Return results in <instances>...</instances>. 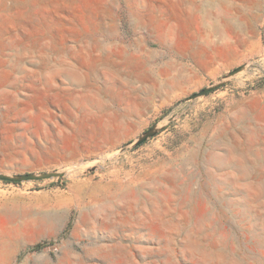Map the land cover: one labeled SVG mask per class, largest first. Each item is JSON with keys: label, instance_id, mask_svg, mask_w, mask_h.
I'll use <instances>...</instances> for the list:
<instances>
[{"label": "rangeland", "instance_id": "374dc122", "mask_svg": "<svg viewBox=\"0 0 264 264\" xmlns=\"http://www.w3.org/2000/svg\"><path fill=\"white\" fill-rule=\"evenodd\" d=\"M0 174V264H264V0H0Z\"/></svg>", "mask_w": 264, "mask_h": 264}, {"label": "water", "instance_id": "95a60500", "mask_svg": "<svg viewBox=\"0 0 264 264\" xmlns=\"http://www.w3.org/2000/svg\"><path fill=\"white\" fill-rule=\"evenodd\" d=\"M210 90V88H204L196 93H194L192 95V97H196L202 94H205L206 92H208ZM145 137L141 138L139 140L142 141ZM52 174H44L43 176H51ZM39 176L33 175V174H24V175H19V176H7L4 174H0V179H5V180H12V181H19V180H28V179H35L38 178Z\"/></svg>", "mask_w": 264, "mask_h": 264}, {"label": "bare ground", "instance_id": "6f19581e", "mask_svg": "<svg viewBox=\"0 0 264 264\" xmlns=\"http://www.w3.org/2000/svg\"><path fill=\"white\" fill-rule=\"evenodd\" d=\"M214 1H216V2H220V1H222V0H214ZM247 1H248V0H247ZM254 1H255V0H250V4H252ZM247 3H249V2H247ZM250 15H251V14H250ZM253 15H254V14H253ZM241 18H242V17H241ZM242 20H244V21L241 22L240 27H242V26H246L247 23L250 21L249 13L244 14V17H243ZM216 25H217V24H216ZM218 27H219V26H218ZM215 29H217V28H215Z\"/></svg>", "mask_w": 264, "mask_h": 264}, {"label": "trees", "instance_id": "16d2710c", "mask_svg": "<svg viewBox=\"0 0 264 264\" xmlns=\"http://www.w3.org/2000/svg\"><path fill=\"white\" fill-rule=\"evenodd\" d=\"M40 248H41L40 245H35V246H34V249H40Z\"/></svg>", "mask_w": 264, "mask_h": 264}]
</instances>
